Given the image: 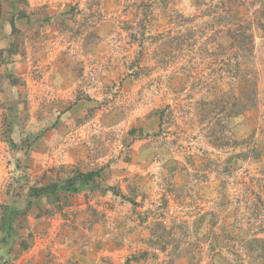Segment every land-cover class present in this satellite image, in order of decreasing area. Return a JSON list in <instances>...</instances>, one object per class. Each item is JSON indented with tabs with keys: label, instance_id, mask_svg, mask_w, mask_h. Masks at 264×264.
I'll return each mask as SVG.
<instances>
[{
	"label": "rangeland",
	"instance_id": "rangeland-1",
	"mask_svg": "<svg viewBox=\"0 0 264 264\" xmlns=\"http://www.w3.org/2000/svg\"><path fill=\"white\" fill-rule=\"evenodd\" d=\"M1 11L0 264H264V0Z\"/></svg>",
	"mask_w": 264,
	"mask_h": 264
},
{
	"label": "trees",
	"instance_id": "trees-1",
	"mask_svg": "<svg viewBox=\"0 0 264 264\" xmlns=\"http://www.w3.org/2000/svg\"><path fill=\"white\" fill-rule=\"evenodd\" d=\"M3 1L4 0H0V32H1V17H2L1 8H2V2ZM12 26L15 27L14 23ZM0 55H1V53H0ZM234 63L238 65V68H240L239 63H237L236 61ZM238 68H237V70H238ZM225 95L227 96L226 93H225ZM225 95H222V96H225ZM222 96H219V99H220L219 105L222 103ZM208 105L212 106L214 109L216 108L215 103L213 101L210 102ZM94 177H95L94 173H88V174L78 175L72 180H69V181L67 180L68 182H63V183H55L54 182V185L51 187H47L45 189H43V188L33 189L31 191L30 196L37 198V199H40V198L48 196V194H49V195H54L55 199H57L58 193H61V192L70 193L71 191L78 192V190H80V188H78L77 185H79V187L88 185L90 182H92L94 180ZM14 213H15L14 210L11 209V213L7 214L6 221H10L11 218L13 217L12 215Z\"/></svg>",
	"mask_w": 264,
	"mask_h": 264
}]
</instances>
